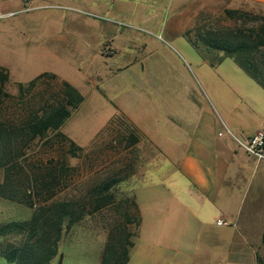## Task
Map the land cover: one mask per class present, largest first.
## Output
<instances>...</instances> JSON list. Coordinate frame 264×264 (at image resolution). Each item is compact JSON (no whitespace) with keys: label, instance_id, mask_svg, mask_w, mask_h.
Returning <instances> with one entry per match:
<instances>
[{"label":"rangeland","instance_id":"374dc122","mask_svg":"<svg viewBox=\"0 0 264 264\" xmlns=\"http://www.w3.org/2000/svg\"><path fill=\"white\" fill-rule=\"evenodd\" d=\"M200 2L0 0V67L7 77L1 118L12 123L21 120L28 108L41 103L43 90L58 89L62 81L80 96L65 106L68 116L57 131L87 154L75 161L67 158L75 169L65 176L67 187L59 188L58 194L71 197L95 176L136 163L116 185L117 196L132 197L139 215L128 264L137 256L134 247L144 248L145 253L148 222L163 221L164 201L180 198L177 186L184 181L178 170L180 150L206 133L233 142L232 136L245 137L264 117V88L215 45L219 29L255 26L258 19L225 18L221 8L226 1L213 0L202 6L212 12V22L203 28L190 12ZM113 3L142 8L143 13L113 17L105 11ZM227 3L224 7L264 16V0ZM109 18L116 23L109 25ZM94 19L101 22L94 25L100 29L88 27ZM105 31L112 35L105 38ZM48 73L55 79L34 81L28 94L19 95L18 84L25 86ZM113 126L132 130L137 159L116 140ZM58 148L55 143L29 142L26 154L15 158L17 175L29 179L44 173L47 161L54 164L64 150ZM30 214V208L0 198V223L25 220ZM116 217L112 208H103L62 233L59 264H97L106 230ZM56 261L53 258L49 264ZM0 264L14 263L0 257Z\"/></svg>","mask_w":264,"mask_h":264},{"label":"trees","instance_id":"16d2710c","mask_svg":"<svg viewBox=\"0 0 264 264\" xmlns=\"http://www.w3.org/2000/svg\"><path fill=\"white\" fill-rule=\"evenodd\" d=\"M222 14L231 19H258L255 26L219 29L215 45L231 55L234 62L264 88V16L236 8H224ZM53 79L54 74H40L25 86L18 84L19 95L28 94L36 81ZM6 80V73L0 67V104L2 98L7 96L3 89ZM79 98L75 89L62 81L58 89L43 90L41 103L34 109L28 108V112L16 123L3 120L0 115V198L31 209L28 219L0 223V257L6 262L49 264L56 258V264H59L61 253L58 252V242L61 234L83 217L107 207L112 208L117 217L106 230L97 264H125L128 260L139 215L132 197L117 196L116 185L134 170L136 163L127 162L108 174L95 176L84 190L71 197L58 194L59 188L67 187L65 176L68 177V172L75 169L67 158L75 161L79 155L87 154L57 131L68 116L65 106L74 104ZM113 128H116V140L123 142L124 147L136 140L131 129ZM107 129L112 128L108 126ZM33 140L43 146L55 143L58 150H64L59 151V158L54 164L51 160L47 161L44 173L25 179L17 175L19 169L15 166V158L25 155V148ZM130 152L133 153L132 158L137 159L135 153ZM129 206L132 207L130 211L127 209Z\"/></svg>","mask_w":264,"mask_h":264},{"label":"crops","instance_id":"0c3cea01","mask_svg":"<svg viewBox=\"0 0 264 264\" xmlns=\"http://www.w3.org/2000/svg\"><path fill=\"white\" fill-rule=\"evenodd\" d=\"M212 1L202 0L189 9L195 24L208 28L212 12L202 6ZM223 1L228 6L235 0ZM224 6L221 9L228 8ZM128 8L114 6L105 11L113 17L143 13L142 8ZM115 20L109 18V25ZM87 25L100 29L94 25L101 22L94 19ZM105 32V38L112 35ZM263 127L264 117L246 136ZM135 143L126 149L134 152ZM189 143L177 156L184 180L177 186L180 198L163 200V221L148 222L146 251L134 247L133 264H264V160H256L228 137L206 133L196 144Z\"/></svg>","mask_w":264,"mask_h":264},{"label":"built area","instance_id":"2783aa9c","mask_svg":"<svg viewBox=\"0 0 264 264\" xmlns=\"http://www.w3.org/2000/svg\"><path fill=\"white\" fill-rule=\"evenodd\" d=\"M234 142L247 154L256 160H264V127L257 129L249 136H240V139L232 136ZM216 223H223L217 220Z\"/></svg>","mask_w":264,"mask_h":264}]
</instances>
